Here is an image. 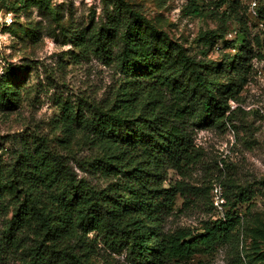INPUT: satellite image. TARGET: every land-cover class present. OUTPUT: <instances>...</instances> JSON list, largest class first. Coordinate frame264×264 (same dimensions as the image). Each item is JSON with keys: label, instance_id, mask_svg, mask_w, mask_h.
I'll use <instances>...</instances> for the list:
<instances>
[{"label": "trees", "instance_id": "trees-1", "mask_svg": "<svg viewBox=\"0 0 264 264\" xmlns=\"http://www.w3.org/2000/svg\"><path fill=\"white\" fill-rule=\"evenodd\" d=\"M101 1L103 21L75 30L69 42L81 58L109 67L113 85L98 104H61V124L66 132L76 124L82 138L102 152L75 157L52 151L48 157L37 146L15 149L0 167V184H10L12 191L8 201L0 199V258L24 247L28 264H88V253L111 264L105 252L124 250L129 264H199L190 262L193 256L234 247L241 224L237 209L251 202L256 189L231 177L220 180L224 211L203 221L201 232L167 231L164 219L176 198L182 207L199 206L202 199L213 207L216 185L189 181L191 167L202 158L195 129L231 121L224 95L233 98L251 64L250 42L243 34L237 37L231 46H238V53L217 67L188 55L163 32L145 33L140 23L146 19L131 4ZM215 1V7L227 9L237 3ZM30 2L57 15L42 7L48 0ZM256 14L264 20V7ZM37 34L38 29L31 31ZM228 73L235 81L223 91L213 79ZM12 86L13 80L0 82L5 89ZM60 143L68 149L67 140ZM170 171L174 181L168 180ZM235 256L234 263L242 264Z\"/></svg>", "mask_w": 264, "mask_h": 264}, {"label": "rangeland", "instance_id": "rangeland-1", "mask_svg": "<svg viewBox=\"0 0 264 264\" xmlns=\"http://www.w3.org/2000/svg\"><path fill=\"white\" fill-rule=\"evenodd\" d=\"M122 1L146 19L140 23L145 33L156 37L163 32L188 55L217 67L238 53L239 47L231 46L237 37L243 34L249 40L251 52L247 53L254 55L251 64L233 98L224 95L231 121L195 129L194 142L202 150V158L191 167L189 181L197 186L208 182L218 186L224 177H231L253 186L256 194L249 204L237 209L241 224L235 231L234 247L218 246L208 254L193 256L190 262L235 264L237 254L242 264H264V20L250 9L253 3L257 12L264 7V0H237L230 9L215 7V0ZM42 7L57 15H47L30 0H0V82L10 79L16 84L8 89L0 87V167L23 144L39 147L48 157L52 151L75 157L102 152L101 147L92 148L82 138L76 124L66 132L61 124V104H98L113 85L114 74L109 67L92 57L81 58L69 42L75 30L103 21V2L48 0ZM36 29L37 36L31 35ZM166 45L163 42L164 54ZM171 61L176 62V58L171 56ZM21 66L24 70L20 72ZM234 81L230 73L213 79L218 88L225 87L223 91ZM83 106L87 108L85 103ZM62 139L67 140L68 149L63 148ZM175 179L170 171L168 180ZM11 195L10 184L1 183L0 199L8 201ZM210 201H216L213 192ZM181 202L176 198L165 216V230L201 232L203 221L219 218L224 211L219 200V207L208 206L204 199L193 207H182ZM10 217L9 212L7 220ZM105 257L111 264H129L124 250L106 251ZM85 259L88 264H105L95 254L88 253ZM0 264H28L25 248L18 247L11 256L0 258Z\"/></svg>", "mask_w": 264, "mask_h": 264}, {"label": "built area", "instance_id": "built-area-1", "mask_svg": "<svg viewBox=\"0 0 264 264\" xmlns=\"http://www.w3.org/2000/svg\"><path fill=\"white\" fill-rule=\"evenodd\" d=\"M250 9H251L252 14L256 15V12L254 11L253 3L250 5ZM8 20H10V17L8 18ZM212 192H213V194H214V196L216 198V201H214L213 204H214V206L219 207L217 200H219L220 205L223 202V199L221 198V190H220V188L218 186H214Z\"/></svg>", "mask_w": 264, "mask_h": 264}]
</instances>
